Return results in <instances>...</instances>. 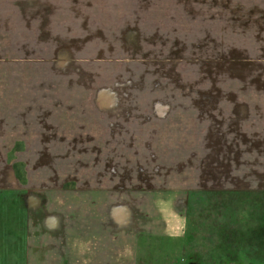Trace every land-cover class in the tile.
<instances>
[{
    "label": "rangeland",
    "instance_id": "374dc122",
    "mask_svg": "<svg viewBox=\"0 0 264 264\" xmlns=\"http://www.w3.org/2000/svg\"><path fill=\"white\" fill-rule=\"evenodd\" d=\"M12 1L0 2L3 200L167 192V206L185 200L182 235L145 236L137 259L124 236L131 259L114 264H264L240 239L264 196L228 193L264 190V0H161L148 17L104 19L20 17L32 5ZM21 144L26 184L8 161Z\"/></svg>",
    "mask_w": 264,
    "mask_h": 264
},
{
    "label": "crops",
    "instance_id": "0c3cea01",
    "mask_svg": "<svg viewBox=\"0 0 264 264\" xmlns=\"http://www.w3.org/2000/svg\"><path fill=\"white\" fill-rule=\"evenodd\" d=\"M19 1L32 5L31 10H28L30 7L22 10L27 14L18 15L20 17L104 19L148 17L150 8L161 0ZM141 191V196L128 200L122 198L117 204L109 202L105 195L127 194L124 190H70L59 187L43 189L35 199L29 197L26 200L25 197L23 203H17L25 212L24 264H114L115 260L125 263V259H131L132 243L123 241L124 236L134 238L135 258L136 244L141 235L180 237L184 229L176 233L173 228H184L185 200L171 196L173 204L170 201L167 206V192L160 195L150 190ZM27 194L30 195V192ZM97 194L100 197L94 196ZM113 206L121 208L116 210ZM135 258L131 264H134Z\"/></svg>",
    "mask_w": 264,
    "mask_h": 264
},
{
    "label": "trees",
    "instance_id": "16d2710c",
    "mask_svg": "<svg viewBox=\"0 0 264 264\" xmlns=\"http://www.w3.org/2000/svg\"><path fill=\"white\" fill-rule=\"evenodd\" d=\"M21 150H23L22 144L21 146L18 147L16 146L10 152L8 161L11 163V167L13 169L15 178L20 183L26 184L27 173L25 170V163L19 160H15L14 158V153L16 151H21ZM2 193L3 192H0V264H13V262L14 264H18L19 258H21L22 261L24 260L23 252H22V242L24 239L23 230L25 227V217L23 210L21 211L22 207L17 204L8 203L9 205H11L9 206L1 197ZM228 193H235L234 195L240 194V195L250 196L251 200L253 199L252 197H254L255 198L254 201L256 202L255 204L258 203L263 205L262 198L264 196V190L245 189V190H237L236 192L228 191ZM20 213L23 214V218ZM224 234L225 231H223L221 235L223 236ZM234 234L235 233H233V235ZM144 237L145 236L141 235L138 238V251H139L140 243L145 241ZM236 237L237 236L235 237L233 236L230 240H228V245L230 249L238 251L237 247L231 246V244L232 245L236 244L235 243ZM240 239H244V247L247 246L248 251L250 253L264 252V215L259 216L258 220L251 223L250 228L241 231ZM243 256L247 257L248 255L243 254ZM232 257H238V256L236 255Z\"/></svg>",
    "mask_w": 264,
    "mask_h": 264
}]
</instances>
